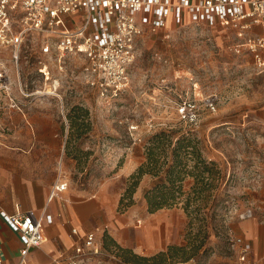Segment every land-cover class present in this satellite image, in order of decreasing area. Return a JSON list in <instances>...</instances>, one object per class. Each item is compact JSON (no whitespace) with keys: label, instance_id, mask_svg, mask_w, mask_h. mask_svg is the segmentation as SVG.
<instances>
[{"label":"rangeland","instance_id":"rangeland-1","mask_svg":"<svg viewBox=\"0 0 264 264\" xmlns=\"http://www.w3.org/2000/svg\"><path fill=\"white\" fill-rule=\"evenodd\" d=\"M235 32V25L224 30L185 21L144 34L128 87L116 95L90 85L79 55L49 61L45 76L32 51L22 53L18 73L10 51L0 49V70L9 77L8 88L0 87V148L29 155L46 178L59 160L69 191L91 197L99 191L123 194L155 133L169 134L167 152L190 134L213 164L198 184L201 193L191 191L195 177L185 176L177 203L161 208L183 214L182 241L170 245L185 246V254L166 262L237 264L232 239L242 235L239 223L264 228V72L251 54L233 51ZM53 86L58 95L46 94ZM183 102L193 105V120L178 113ZM37 115L42 118L33 120ZM50 134L58 141H50ZM166 151L158 153L159 163ZM9 156L4 168L20 165ZM193 164L189 156L187 169ZM156 179L140 178L142 196ZM140 201L134 199L137 212ZM248 207L253 215L242 219Z\"/></svg>","mask_w":264,"mask_h":264},{"label":"built area","instance_id":"built-area-1","mask_svg":"<svg viewBox=\"0 0 264 264\" xmlns=\"http://www.w3.org/2000/svg\"><path fill=\"white\" fill-rule=\"evenodd\" d=\"M186 20L209 27L235 25L239 41L232 45L233 51L251 54L257 71L264 72V0H0V49L10 51L18 73L22 53L32 51L38 72L45 76L50 73L49 61L79 55L87 63L90 85L116 95L128 87L130 68L145 30L156 32L169 22L182 24ZM258 27L262 33L256 32ZM6 78L8 72L2 68L0 87L8 88ZM49 89L53 90L47 93L58 95L56 86ZM192 109L193 105L183 102L178 113L193 120ZM66 186L64 181L58 182L49 196ZM252 215L248 207L240 217ZM0 218L17 234L22 259L45 240L44 218L52 221L50 215L43 217L31 210L10 214L1 208ZM76 233L72 228L71 234ZM232 245L237 264H264V249L259 258H253L248 240L235 236ZM100 256L110 259L109 264H125L115 252L104 249L91 231L68 264H97Z\"/></svg>","mask_w":264,"mask_h":264},{"label":"crops","instance_id":"crops-1","mask_svg":"<svg viewBox=\"0 0 264 264\" xmlns=\"http://www.w3.org/2000/svg\"><path fill=\"white\" fill-rule=\"evenodd\" d=\"M173 24L175 23L169 22L167 27ZM216 27L224 30L230 28L220 25L211 28ZM147 33L150 32L145 30L144 34ZM142 38L143 36L139 39V44ZM40 118L42 117L37 115L33 120L39 121ZM36 123L33 121L34 125ZM45 136L44 134L38 138L44 141ZM48 137L50 141H58L57 134H50ZM9 155L17 158L20 165L4 168L2 165L4 160L9 161ZM30 159L29 155L0 148V208L10 214L31 210L43 217L50 215L52 221L44 218L42 226L45 240L40 246L30 248L22 259V244L17 234L0 218V264H68L69 257L91 231L95 232L101 242L105 231L116 246L143 256L154 255L165 250L168 245L182 241L183 214L164 209L148 212L142 196L143 185L139 184L134 192V199L141 200L139 212L135 203L120 212L117 209L120 192L99 191L91 197H81L69 191L68 179L59 160H56L54 167L49 168V177L46 178L47 175L40 173L37 163L30 164ZM60 181L66 182L67 186L54 191V195L50 197L52 189ZM238 226L241 237L253 247V258H259L264 249V228L246 220L241 221ZM72 228H76V234H71ZM99 258L101 261L97 264L111 262L106 256ZM122 262L127 264L123 260Z\"/></svg>","mask_w":264,"mask_h":264},{"label":"trees","instance_id":"trees-1","mask_svg":"<svg viewBox=\"0 0 264 264\" xmlns=\"http://www.w3.org/2000/svg\"><path fill=\"white\" fill-rule=\"evenodd\" d=\"M149 141V145L146 146L145 160L131 174L130 179L132 181L119 197L117 209L120 212H124L134 203L133 194L144 174H152L157 178L153 186L145 190L144 193L148 212L175 205L178 196L183 192L182 181L185 176L195 177V185L191 187V191L195 195L203 191V187L198 184L204 180V173L211 174L210 166L213 161H207L202 156L200 149L193 143L190 134L177 138L174 147L170 148L169 152L166 151V146H164L167 141L169 144L171 143L168 133L164 131L155 133L149 138ZM165 151L164 161L159 163L158 153ZM169 155L171 156L170 160ZM189 156L194 160L193 169L190 170L187 169ZM188 205L187 202L184 208L187 209ZM101 243L104 249L115 252L127 264H170L166 260L177 258L180 254L183 256L186 248L185 246L168 245L165 250L154 255L143 256L116 246L110 241L105 231L102 234ZM188 257H183V259Z\"/></svg>","mask_w":264,"mask_h":264},{"label":"bare ground","instance_id":"bare-ground-1","mask_svg":"<svg viewBox=\"0 0 264 264\" xmlns=\"http://www.w3.org/2000/svg\"><path fill=\"white\" fill-rule=\"evenodd\" d=\"M50 92V91H49Z\"/></svg>","mask_w":264,"mask_h":264}]
</instances>
